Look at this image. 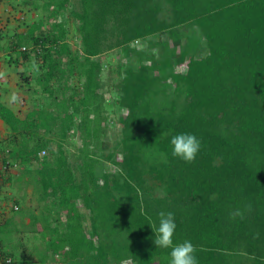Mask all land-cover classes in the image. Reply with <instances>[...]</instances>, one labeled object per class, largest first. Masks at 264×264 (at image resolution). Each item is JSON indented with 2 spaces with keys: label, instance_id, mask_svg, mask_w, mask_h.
Here are the masks:
<instances>
[{
  "label": "trees",
  "instance_id": "1",
  "mask_svg": "<svg viewBox=\"0 0 264 264\" xmlns=\"http://www.w3.org/2000/svg\"><path fill=\"white\" fill-rule=\"evenodd\" d=\"M1 3L11 14L0 52L21 82L35 75L47 101L23 119L0 103L11 132L1 174L13 184L21 168V188L41 207L23 209L28 224L14 234L39 237L38 261L170 264L171 248H156L151 226L171 211L174 244L191 240L199 264H264V0ZM41 6L43 18L26 25ZM112 52L108 107L101 58ZM114 121L120 137L111 144ZM182 132L201 139L192 162L172 154L171 137ZM75 133L82 144L70 160L64 144ZM4 221L1 236L14 229ZM2 243L0 264H24L11 240L12 251Z\"/></svg>",
  "mask_w": 264,
  "mask_h": 264
},
{
  "label": "rangeland",
  "instance_id": "2",
  "mask_svg": "<svg viewBox=\"0 0 264 264\" xmlns=\"http://www.w3.org/2000/svg\"><path fill=\"white\" fill-rule=\"evenodd\" d=\"M1 1H3V0H1ZM8 5L9 4H6V3L0 4V12L3 13L1 15L0 28L3 27L2 25H4V21H6L8 19L9 14H11V11H10L11 8ZM12 11H14V10L12 9ZM44 15H45V12L42 10V6L39 7V9L32 10L31 12L27 11V17L25 20V22L27 23L26 25L31 24L33 21L38 20L40 17L43 18ZM3 18H4V20H2ZM5 26H6V22H5ZM13 28L14 27L11 25L10 29L14 30ZM18 29H20V28H18ZM8 30L9 29H7V30L5 29V31H8ZM70 36L71 37L73 36L71 29H70ZM118 59H119V57L114 55V52L106 54V55L102 56V58H101V62L103 64V73L104 74H102V81L101 82H102L103 86H102L100 91L102 92L103 96L105 97L104 98V105L108 106V107H110L109 105L111 104V101H112V98L114 95L112 92L109 91V89H110V86H112L111 84L116 81L115 72H113L112 75H110L111 78L109 79V81L107 80V77L109 75L108 71L109 70H112V71L115 70V68L117 66ZM34 68H36V72H38L37 67H33V69ZM23 77H25V76H23ZM34 77H35V75L32 74L31 76H29L30 81L28 83L25 84L22 82L23 86L25 88H27V89H25L24 97H22V98L20 97V100H18L19 106H20V111L23 114L28 113L33 107L40 109L47 102V101L45 102L46 95L42 92L39 85L35 84V81H33ZM44 107H45V105H44ZM115 117H116V114H114V115L108 114V118L111 121ZM75 123L77 124V121H75ZM107 126H108V128L106 129V130H108V133L106 135L107 140L111 144H114V140L116 141L120 137V125L118 123H116V121H114L112 123V125L110 124ZM59 134L60 133H57L54 135V137H55L54 142H53V144H51L52 145L51 146L52 152H55L57 149V143H58L57 138H58ZM81 144H82L81 140L79 139L77 133L70 135V137H68L67 142L64 144V150L66 151L70 160L79 154V149L81 148ZM34 168H35V166L31 165V164H28L24 167V169H26V170L27 169L28 170L34 169ZM105 168H107L108 170L112 169V167L109 164H105ZM16 173H17L15 175L16 178H14V181L12 184L13 187H16L17 190L19 191L20 198H21V200H23V203L26 206V210L28 209L27 211H34L38 214L40 212L41 207H40V205H38V203H36L37 199L33 198V193L31 191V189H27L25 187L21 188V185L23 184V182L26 179L25 177H22V175H21V168ZM23 209H22V211L16 213L17 215L18 214L21 215L22 218H24V216H27ZM2 236L4 237L2 240H3V242H7L6 244H8V242H10V240L14 241V238L11 236H4V235H2ZM18 238H20V237H18ZM22 241L24 243L23 245L25 246L24 248H26L28 251H33V249L35 250V248L36 249L37 248L38 249L43 248V244L41 246V242H40L41 240H39V237L33 238V236H30L28 233L23 236ZM36 252H38V251H36ZM41 252H42V250H41ZM54 260L58 261L59 259L55 258ZM50 264H53V262L50 261Z\"/></svg>",
  "mask_w": 264,
  "mask_h": 264
},
{
  "label": "crops",
  "instance_id": "3",
  "mask_svg": "<svg viewBox=\"0 0 264 264\" xmlns=\"http://www.w3.org/2000/svg\"><path fill=\"white\" fill-rule=\"evenodd\" d=\"M20 71L21 69L19 68V66L16 67L15 64H11L8 62L6 52H0V103L10 109L18 118L23 119L25 114L21 113L18 100H20V97H24L25 89L27 88L23 86V83L20 80ZM10 136L11 132L9 131L5 123L0 119L1 148L5 146V141L8 140ZM6 180V175L3 176L1 174L0 167V215H3L1 218L5 220L3 222V226L8 223V219L12 220L14 223V229L9 235H6L13 237L14 241H11V243L8 242V244H5L7 242L2 243V248L6 252H8V250H11L10 244L16 245L17 250H14V252L16 254L17 260L24 264H50L48 258L45 263H43L41 260H37L40 254L39 252L36 253L37 250L33 249V251L35 252L33 253V251H28L26 248H24L25 246L23 245L24 243L22 241L24 235L15 236V232L17 230H20L22 228V225L26 226L28 224V218L27 216H24V218H22L19 214L17 215L9 213V206H11L16 201L19 202L18 206L20 208L25 209L26 206L23 203V200H21L17 188L13 187L12 183L6 182ZM17 236L20 238H18ZM3 238L4 237L0 235V239Z\"/></svg>",
  "mask_w": 264,
  "mask_h": 264
},
{
  "label": "clouds",
  "instance_id": "4",
  "mask_svg": "<svg viewBox=\"0 0 264 264\" xmlns=\"http://www.w3.org/2000/svg\"><path fill=\"white\" fill-rule=\"evenodd\" d=\"M172 154L185 162H192L199 154L202 142L194 133L182 132L175 134L170 140ZM155 227L154 244L156 248H171L170 264H199L195 255L196 248L191 240L183 243L174 244L173 237L177 229L175 213L161 212L159 214L158 226Z\"/></svg>",
  "mask_w": 264,
  "mask_h": 264
},
{
  "label": "built area",
  "instance_id": "5",
  "mask_svg": "<svg viewBox=\"0 0 264 264\" xmlns=\"http://www.w3.org/2000/svg\"><path fill=\"white\" fill-rule=\"evenodd\" d=\"M44 152L42 151V154H43ZM15 167H17V165L14 163V165H13V168H15ZM16 209V208H15Z\"/></svg>",
  "mask_w": 264,
  "mask_h": 264
}]
</instances>
